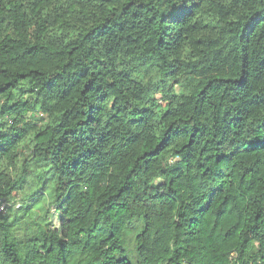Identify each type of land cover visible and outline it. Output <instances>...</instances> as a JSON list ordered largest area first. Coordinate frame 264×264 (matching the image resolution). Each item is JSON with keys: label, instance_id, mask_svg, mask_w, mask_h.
Segmentation results:
<instances>
[{"label": "trees", "instance_id": "obj_1", "mask_svg": "<svg viewBox=\"0 0 264 264\" xmlns=\"http://www.w3.org/2000/svg\"><path fill=\"white\" fill-rule=\"evenodd\" d=\"M0 264H264V0H0Z\"/></svg>", "mask_w": 264, "mask_h": 264}, {"label": "rangeland", "instance_id": "obj_2", "mask_svg": "<svg viewBox=\"0 0 264 264\" xmlns=\"http://www.w3.org/2000/svg\"><path fill=\"white\" fill-rule=\"evenodd\" d=\"M36 115H38V116H42V114H36ZM27 116H29V117H27V118L30 119V118H31L30 116H32V115H31V114H28ZM31 119H32V118H31ZM49 220H50V222L52 223V225L55 226V224H56L55 214L52 213L51 218H50ZM129 246H130V248L133 247L132 244H129Z\"/></svg>", "mask_w": 264, "mask_h": 264}]
</instances>
